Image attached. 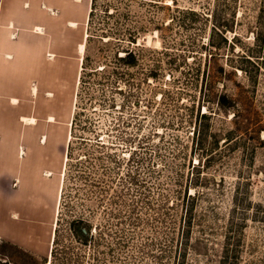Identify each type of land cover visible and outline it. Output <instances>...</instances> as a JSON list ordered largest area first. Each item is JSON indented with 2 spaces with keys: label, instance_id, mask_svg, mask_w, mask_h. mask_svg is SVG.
<instances>
[{
  "label": "rangeland",
  "instance_id": "1",
  "mask_svg": "<svg viewBox=\"0 0 264 264\" xmlns=\"http://www.w3.org/2000/svg\"><path fill=\"white\" fill-rule=\"evenodd\" d=\"M82 1L60 200L0 264H264V0Z\"/></svg>",
  "mask_w": 264,
  "mask_h": 264
},
{
  "label": "crops",
  "instance_id": "2",
  "mask_svg": "<svg viewBox=\"0 0 264 264\" xmlns=\"http://www.w3.org/2000/svg\"><path fill=\"white\" fill-rule=\"evenodd\" d=\"M86 8L82 0H0V239L9 243L28 246L38 233L43 248L58 206Z\"/></svg>",
  "mask_w": 264,
  "mask_h": 264
},
{
  "label": "trees",
  "instance_id": "3",
  "mask_svg": "<svg viewBox=\"0 0 264 264\" xmlns=\"http://www.w3.org/2000/svg\"><path fill=\"white\" fill-rule=\"evenodd\" d=\"M118 59L120 60V61H122L123 63H126V64H134V62H135V59H134V57L131 55V53H125V54H123V55H120V56H118ZM82 65H83V61H82ZM82 65H81V73L84 75V67H82ZM83 71V72H82ZM81 75H80V80H79V85L81 84ZM76 98L77 99H80V93H79V89L77 90V92H76ZM229 102L227 101V100H225V98L224 97H222L221 98V101H220V104H221V106H227V105H229L228 104ZM74 121H75V118H73V120H72V122H71V124L73 125L74 124ZM71 133V132H70ZM60 194H61V191H60ZM59 200H60V198H59ZM78 222H72L71 223V227H72V230H73V232L75 233V234H79V235H81V236H84V231L82 230V228H79L78 227V224H77Z\"/></svg>",
  "mask_w": 264,
  "mask_h": 264
},
{
  "label": "bare ground",
  "instance_id": "4",
  "mask_svg": "<svg viewBox=\"0 0 264 264\" xmlns=\"http://www.w3.org/2000/svg\"><path fill=\"white\" fill-rule=\"evenodd\" d=\"M85 17H87V16H85ZM37 31H41V28H37L36 29ZM84 36H86V34L84 35ZM80 49H81V51L83 52V50H84V43L82 42V44H81V46H80ZM49 120L51 121L52 120V118L51 117H49ZM23 121L25 122V123H28V124H33L34 123V119L33 118H28V119H26V118H24L23 119ZM67 137V140L70 138V134L68 133V136H66ZM20 153H22V152H20ZM65 160H67V158H65ZM49 173H46L45 175L47 176ZM62 174H63V172H61V176H62ZM32 186V185H31ZM32 188V187H31ZM31 192V191H30ZM34 192V191H33ZM59 198H60V190H58V200H59ZM53 233V232H52ZM51 239H52V237H51Z\"/></svg>",
  "mask_w": 264,
  "mask_h": 264
}]
</instances>
